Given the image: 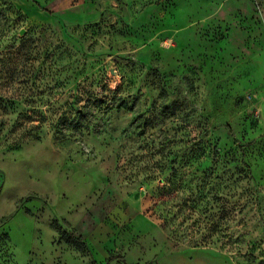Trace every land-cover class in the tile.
I'll return each instance as SVG.
<instances>
[{
	"label": "rangeland",
	"instance_id": "374dc122",
	"mask_svg": "<svg viewBox=\"0 0 264 264\" xmlns=\"http://www.w3.org/2000/svg\"><path fill=\"white\" fill-rule=\"evenodd\" d=\"M0 264H264V0H0Z\"/></svg>",
	"mask_w": 264,
	"mask_h": 264
},
{
	"label": "trees",
	"instance_id": "16d2710c",
	"mask_svg": "<svg viewBox=\"0 0 264 264\" xmlns=\"http://www.w3.org/2000/svg\"><path fill=\"white\" fill-rule=\"evenodd\" d=\"M68 242L74 244V245H79L77 242H76V239L73 238L72 236H69L68 239H67Z\"/></svg>",
	"mask_w": 264,
	"mask_h": 264
}]
</instances>
